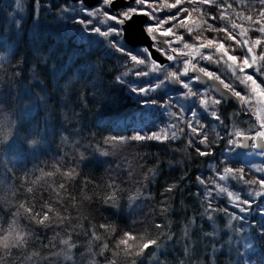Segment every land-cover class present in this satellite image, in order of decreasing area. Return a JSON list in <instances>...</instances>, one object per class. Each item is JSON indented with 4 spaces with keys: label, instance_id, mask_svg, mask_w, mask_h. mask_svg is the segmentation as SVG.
<instances>
[{
    "label": "trees",
    "instance_id": "obj_1",
    "mask_svg": "<svg viewBox=\"0 0 264 264\" xmlns=\"http://www.w3.org/2000/svg\"><path fill=\"white\" fill-rule=\"evenodd\" d=\"M164 2L149 0L154 6ZM68 3L62 0H29V13L18 31L0 6V100L6 101L0 103V124L5 133H11L10 137L0 142V203L4 208V212L0 213L3 216L0 227L7 229L12 222L10 213L15 209L10 203L15 205L18 200L23 201L30 195L24 191L30 185L22 181V177L27 175L29 179H35L40 175L41 168L50 171L53 165L59 164L62 170L75 168L79 173L76 180L67 182L71 185L69 191L77 196L78 201L83 194L92 197L91 201H83L82 214L88 219L80 222L85 228L89 227V221L96 226L111 222L118 230L143 232L153 223L168 222L175 243L164 241L165 250L177 253L178 245L183 248L185 226L190 235L200 233L210 228L208 219L212 217L218 221V228L223 234L224 220H229L236 229V235L249 232L252 236L254 250L244 257V263L264 264V184L260 183L264 179V155L253 148L240 149L241 136L230 135L236 130L244 135H252L259 130L255 117L227 102L213 105L211 100L219 97L211 86L197 84L189 72L183 74L187 56L164 65H156L149 58L140 65L116 51L110 43L112 35L105 37L94 31L96 27L105 31L113 23L107 21L103 13L106 10L111 14L115 12L105 9L102 0L93 7H86L80 1L70 2L73 15L61 16V9ZM228 4L232 7L227 8ZM58 5H61L60 9ZM182 6L193 7L189 4ZM196 7L205 9L208 6ZM34 8H37L36 14L30 19ZM97 8L101 10L95 15L89 14ZM260 9L258 0H224L221 9L213 7L208 11L217 16L223 11L230 20L249 27V22L241 20L237 14L259 18ZM175 11L160 7L154 13L157 19L148 20L147 24L166 20ZM185 15L180 14L181 18ZM80 20H91L92 23L82 25ZM208 22L217 27H230V23L226 25L220 20ZM176 23L163 24L162 29ZM174 31L183 35L184 41L167 37L173 41L168 44L170 49L189 52L183 43H198L184 28H174ZM220 35L204 32L208 38H219ZM248 35L257 37L260 34L249 31ZM115 39L133 54L144 49L142 46H128L122 36ZM202 51L207 53V50ZM237 54H241L239 49ZM193 62L198 68L205 67L217 73L238 91L243 90L225 63L210 65L199 56H195ZM173 72L177 73L180 83L177 89H173L168 81V75ZM183 83H188L189 87H183ZM69 97L72 100L65 108L63 103ZM205 100L209 101L207 107L203 103ZM76 104L80 106L76 107ZM213 109L220 116V121L212 117ZM72 110L77 119L69 122V130L82 134L68 137V142H65L64 137L68 134L62 133L55 122L57 118L68 121ZM46 120L49 122L47 138L41 139L45 134ZM189 124L197 127L198 131L200 124L205 127L197 135L191 131ZM163 131H167L169 136L175 132L176 138L164 143L133 139L137 135L149 136ZM37 132L39 135L35 139L39 142V150H34V145L23 151L21 142L28 147L29 134ZM204 133H207L211 147L199 143ZM13 138L16 143L9 148ZM197 147L211 155H199ZM149 169L155 171L154 176ZM225 169H232V172L227 173ZM46 179L49 183L52 180L57 183L63 181L59 175ZM113 179L121 189L117 193L120 210L116 215H112L103 203L105 193L112 191L105 185ZM84 180L92 182L85 187ZM22 183L24 187H21ZM173 184L176 188L166 195L171 198L167 202L174 212L165 221L158 215L163 199L161 193ZM35 187L39 189L40 185ZM222 188L224 191H221ZM13 191H17L15 197L11 195ZM48 194L44 193L45 196ZM137 195L140 197L138 200L128 199ZM70 211L73 215L80 214L76 209ZM15 219L18 230H27L28 221L23 216ZM99 233H104V229H99ZM47 235L51 237L52 233L47 232ZM199 239L202 241L201 252L205 250L202 259L205 264H210L207 256L213 249L206 238L199 235ZM105 242L114 246L115 236L109 238L105 235L102 241L94 242V250L96 244ZM40 244L37 241L35 248L30 247V250L47 251L41 249ZM62 247L57 243L55 250ZM218 247L213 252L215 264H231V242L224 241ZM12 251L15 253L16 249ZM195 264L200 263L195 260Z\"/></svg>",
    "mask_w": 264,
    "mask_h": 264
},
{
    "label": "snow or ice",
    "instance_id": "obj_2",
    "mask_svg": "<svg viewBox=\"0 0 264 264\" xmlns=\"http://www.w3.org/2000/svg\"><path fill=\"white\" fill-rule=\"evenodd\" d=\"M258 2L261 6L258 13L259 18H254L252 15L244 16L239 13L237 14L241 20L249 22V27H245L243 24L236 23L235 20H230L223 11H221L219 16L209 13V8L215 7L221 9L224 5V0H175L173 3L165 0L163 5L155 6L153 3H149V0H102V5L105 9H117V11L115 14H111L107 10L104 11L103 14L106 20L113 23L105 31H101L99 27H96L94 31L105 37L112 35L113 40L110 43L116 51L124 54L134 64L143 65L147 59L151 58L150 49L152 45L150 44L149 47L142 49L141 53L133 54L130 50H126L124 44L117 41L115 37L124 35L127 32V25L134 23L135 18L138 16L147 18L148 20H155L157 18L154 13L160 7L175 9V13L168 19L159 20L154 25L146 24L143 29L145 35L152 41H156L157 37L154 34L158 33L159 36L175 37L177 41L183 42V35H177L174 28H184L192 39L198 41V43L190 44L184 42L183 47L190 51L181 52L180 55L188 56L194 53V58L195 56H199L201 60H206L209 63H225L231 69L235 79L243 86L242 91H238L232 83H226L217 73L209 71L205 67L196 69V65L192 64L191 60L185 61L186 64L191 65L193 70H198L203 76L218 81L224 89L220 93L219 98L211 100L213 105L230 102L225 99L226 94H230L239 102L241 106L240 111L250 113L255 117L259 130H256L253 136H245V139L255 140L259 138L261 141H264V0H258ZM184 4L193 5V7H183L182 5ZM196 5H206L208 7L201 9L200 7H196ZM231 7L232 4L227 5V8ZM100 10V8H97L89 14L95 15ZM181 13H186V15L181 18ZM209 20L224 21L226 25L230 23V27H217L215 24L209 23ZM171 21H177V23L167 29H162L163 24L171 23ZM141 22L144 23V21ZM79 23L82 25L91 24L92 21L80 20ZM252 25H256V27H252ZM235 29H239V31L236 32L234 31ZM249 31L258 32L260 35L251 37L248 35ZM204 32H215L221 35L219 38L216 36L208 38L204 36ZM229 41L232 43H229ZM172 42V40L166 39L161 43L170 45ZM238 49L241 53L239 55L237 54ZM157 50L161 51L162 54H166L163 49ZM202 50H207V53ZM171 51L176 52V49L172 48ZM167 59L173 60L174 57L167 55ZM188 71L189 68L185 67L183 74L187 75ZM139 74L143 75L146 73ZM169 75L174 79H178V75L175 72ZM117 79L121 78L117 77ZM195 79L198 80L199 77ZM183 87L188 88V83H183ZM140 91L146 90L140 89ZM71 100L72 97H69V100L64 101L63 107L67 108ZM0 103H6V101L0 100ZM203 103L207 107L209 101L205 100ZM75 106L79 107L80 105L76 104ZM193 115L195 114L193 113ZM211 115L215 120L220 121L221 118L215 109L212 110ZM75 119H77V114L72 110L68 114V121L57 118L55 122L57 127L62 129V133L68 134L67 137H64L65 142H68V137L82 134L69 130V122ZM79 119L83 118L80 117ZM48 123L47 120L44 121L45 134L41 139L47 138ZM70 126L74 128L75 124H71ZM8 127L11 128L12 125L9 123ZM189 127L193 133L199 135L205 125L200 124L199 131L197 127L191 124H189ZM38 135V132L30 133L28 147H25L24 143L21 142L22 150L28 151L34 145L36 146L34 150H39V142L35 139ZM230 135L239 137L244 136V133L236 130ZM10 136L11 133H5L3 125L0 124V142H3ZM175 138V132L169 136L167 131L153 133L149 136L137 135L133 137L137 141L149 140L160 143ZM15 143L16 140L13 138L9 148L13 147ZM199 143L206 147H211L207 133H204ZM77 147H79L78 144ZM196 152L201 156L211 155L210 152L201 150L199 147L196 148ZM52 169L44 171L41 168L39 170L40 175L35 179H29L27 175L22 177V181L30 185L24 188V191L30 195L23 201L18 200L15 205H11L9 202L15 211L10 213L13 219L8 228L0 227V233H3V235H0V264H27V262H31V264H164V261L160 257L166 260L171 255L170 252L165 250L166 245L164 241L175 243L173 240L174 233L170 231V223H153L145 228L143 232H136L132 229L118 230L116 225L111 222L96 226L89 221V227L85 228L84 224L80 222L88 219L87 216L82 214L83 201H91L92 197L83 194L81 200L78 201L77 196L69 191L71 185L67 183L68 181L76 180L79 173L76 172L75 168L62 170L59 164L53 165ZM149 172L153 176L155 175L154 170L149 169ZM225 172L230 173L232 169H225ZM57 175L63 178L62 182L57 183L55 180H52L49 183L46 179L56 177ZM91 182V180L83 181L85 187ZM260 183L264 184V179ZM53 184H55V187H53ZM36 185H40L39 189L35 187ZM21 187H24L23 183ZM105 187L112 189V191L111 193H105L103 203L107 205L112 215H116L117 211L120 210L117 193L121 189H119L115 179L107 183ZM174 188H176V185H170L165 187L161 193L163 199L160 201L158 215L164 218L165 221L174 212L172 205L167 202L171 198L166 195L167 193H172ZM80 191L83 193L82 188ZM221 191H224V189L222 188ZM45 192L49 194L45 196ZM11 195L15 197L17 191H13ZM229 195L231 196L232 194L229 193ZM139 198V195L128 197L129 200H138ZM70 209H76L80 214L73 215ZM2 212H4V208L2 203H0V213ZM20 216H23L28 221V224L25 226L27 230H18L15 218ZM0 220H3L2 215H0ZM99 229H104V233H99ZM166 229L168 231H165ZM47 232L52 233L51 237L47 235ZM105 235L109 238L115 236L114 246H110L107 242L99 243L95 245L94 250V242L102 241ZM183 235L185 241L181 255L188 258V264H194V261L199 259V253L201 252L200 244L202 241L199 239L200 234L199 232H194L190 235L187 226H185ZM42 237L43 240L41 239ZM191 237H196V239H192ZM37 241L41 242V249L47 251L30 250V247L35 248ZM44 241L47 242L45 243ZM53 241L64 247L55 250L57 249V243ZM13 249H16L15 253H13ZM193 251L197 253L196 256L192 255ZM106 253L110 255H106ZM157 253H159V256H157ZM98 257L102 259H98ZM178 264H184V260H180Z\"/></svg>",
    "mask_w": 264,
    "mask_h": 264
},
{
    "label": "rangeland",
    "instance_id": "obj_3",
    "mask_svg": "<svg viewBox=\"0 0 264 264\" xmlns=\"http://www.w3.org/2000/svg\"><path fill=\"white\" fill-rule=\"evenodd\" d=\"M28 5H29V0H1L0 6L1 8H3L4 11L7 12V15H9L10 23L13 25L15 31L20 30L21 23L25 21L29 13ZM59 6L61 5L57 6L58 9H60ZM36 10L37 8L36 9L34 8L31 10L30 19H32L35 16ZM60 14L61 16L73 15V10L70 6V2L61 9ZM168 55L172 56L170 52L168 53ZM187 57H188L187 61L191 60L192 64L196 65V63L193 62L194 57L192 55H188ZM172 61L173 60H170V62ZM154 63L158 65L156 62ZM186 67H188L189 70L192 69L191 65L186 64ZM253 135L254 133L249 136H253ZM249 148H253V147L251 146ZM208 220H209L208 224L210 228H207V230H202L199 234L201 235V238H206L205 240L208 242V245L213 249V251L207 256L209 263L215 264V257H214L213 252L218 250L219 248L218 246L221 245V243L225 241L227 243L231 242V264H245L244 257L248 255V253L253 252L254 250L253 240H252V236L250 235V233L246 232L245 234H242V235L240 234L236 235L235 234L236 229L233 228L232 221L230 222L229 220H226V221L224 220V223H223L224 233L222 234V232L218 228V221L212 217L211 219H208ZM234 235L236 237H234ZM180 238L178 237V239ZM177 249H178L177 250L178 254L174 252V250L172 251L169 250L168 252H170L171 255H169L166 260H164V258L161 257V259L164 261V264H178L180 260H184V264H188L187 257H184L181 255L182 245H178ZM204 254H205V250L203 251V253L201 252L200 254L201 257L197 259L200 264H205L204 260L202 259V256ZM192 255H193V252H192ZM193 256H196V254L194 253ZM194 264H195V261H194Z\"/></svg>",
    "mask_w": 264,
    "mask_h": 264
},
{
    "label": "water",
    "instance_id": "obj_4",
    "mask_svg": "<svg viewBox=\"0 0 264 264\" xmlns=\"http://www.w3.org/2000/svg\"><path fill=\"white\" fill-rule=\"evenodd\" d=\"M62 1H65V2H78V1H80L86 7H93L98 3L99 0H62ZM110 10L114 11V12L117 11V9H110ZM141 21H144V23H142ZM147 21H148L147 18L139 17V16L136 17L134 23L127 25V32L124 35H121L122 39H123L124 43L130 47L142 46L144 48H147L151 44L152 47L150 49V52H151V58L150 59L153 62H156L158 65H164V64L170 62V60L167 59L168 54L166 53L169 50V45L166 43H161L162 41L166 40L167 37L159 36V34L156 33V34H154L157 37L156 41L150 40L145 35V33L143 31L144 27L147 24ZM157 49H163L164 53H166V54H162V52L158 51ZM170 53L172 54L174 59H178L179 57L182 56V55H180V52L170 51ZM209 64L214 65L215 63H209ZM196 69H199V68L196 66ZM188 72L191 75H193L195 78L199 77L198 80L195 79L197 84H199V85L209 84L211 86L212 90L214 91V93L217 95V97H219L220 93L224 91V89L222 88V86L219 84L218 81L211 80L208 77L203 76V74L200 73L198 70L191 69ZM168 81H169L170 86L173 89H177L180 86L179 81L177 79H174L170 75H168ZM225 99L230 101L227 103L236 105L238 107L240 106L239 102L234 97H232L230 94H226ZM245 136H249V135L241 136L240 142H239V148L242 150L250 147L249 142L251 139H245ZM257 145H259V146H257ZM254 148L261 150L263 155H264V141H261L259 138L255 139L254 140Z\"/></svg>",
    "mask_w": 264,
    "mask_h": 264
},
{
    "label": "flooded vegetation",
    "instance_id": "obj_5",
    "mask_svg": "<svg viewBox=\"0 0 264 264\" xmlns=\"http://www.w3.org/2000/svg\"><path fill=\"white\" fill-rule=\"evenodd\" d=\"M171 51V49L169 48V50L167 51V54L169 53ZM238 107V106H237ZM238 108H240V106L238 107ZM253 143V144H252ZM249 144H250V147L252 146L253 148H254V140H250V142H249ZM255 149V148H254ZM256 150H258V149H256ZM259 151H261V150H259ZM262 152V151H261Z\"/></svg>",
    "mask_w": 264,
    "mask_h": 264
}]
</instances>
